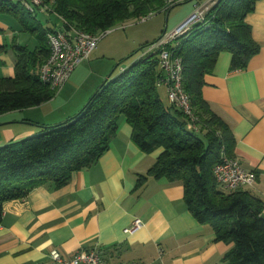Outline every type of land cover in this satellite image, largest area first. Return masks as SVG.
<instances>
[{
	"label": "trees",
	"instance_id": "trees-1",
	"mask_svg": "<svg viewBox=\"0 0 264 264\" xmlns=\"http://www.w3.org/2000/svg\"><path fill=\"white\" fill-rule=\"evenodd\" d=\"M257 1L218 0L203 21L166 46L182 62L183 88L198 130L180 109L162 98L160 50L152 49L113 77L115 68L75 116L0 147V224L7 202L24 199L46 183L64 187L75 172L96 163L109 149L123 116L133 127L134 143L143 152L160 150L154 165L139 176V184L149 177L180 182L194 217L213 225L216 241L233 243L225 256L228 264H264V200L243 188L230 192L219 188L213 169L223 153L236 158L235 139L231 127L213 112L202 94L205 77L213 72L222 52L231 53L232 71L246 69L260 52L246 22ZM181 3L56 0L54 11L64 29L98 34L161 11L168 13ZM20 6L13 0H0V15L16 17L22 29L37 38L38 45L33 50L14 45L15 75L0 77V116L39 107L57 94L40 78V68L49 54L47 35L55 29L44 28L37 16L21 12ZM199 132L203 137L196 135Z\"/></svg>",
	"mask_w": 264,
	"mask_h": 264
},
{
	"label": "crops",
	"instance_id": "crops-1",
	"mask_svg": "<svg viewBox=\"0 0 264 264\" xmlns=\"http://www.w3.org/2000/svg\"><path fill=\"white\" fill-rule=\"evenodd\" d=\"M246 22L260 52L246 69L237 71L230 68L231 53L222 52L205 77L202 94L231 127L234 156L244 169L256 173L254 186L243 189L264 200V0L257 1ZM53 28L64 30L62 23ZM9 29L0 22V77L5 78L15 75L14 45H23L16 39L17 29ZM87 61L77 67L61 94L75 83ZM64 121L24 116L0 123V147ZM132 135L133 127L122 118L109 149L92 166L75 172L67 185L46 183L24 199L7 202L0 224V264H52L53 249L65 258L82 249H98L105 264H228L225 256L233 243L216 241L213 225L194 217L180 182L149 177L139 184V176L154 165L160 150L143 152ZM137 219L142 224L127 232Z\"/></svg>",
	"mask_w": 264,
	"mask_h": 264
},
{
	"label": "built area",
	"instance_id": "built-area-1",
	"mask_svg": "<svg viewBox=\"0 0 264 264\" xmlns=\"http://www.w3.org/2000/svg\"><path fill=\"white\" fill-rule=\"evenodd\" d=\"M19 3L31 14L38 13L50 18L56 15L54 4L56 0H13ZM186 0H169L170 3L183 2ZM218 0H207L196 4L194 13L189 20L178 26L171 34L164 36L153 44L152 49L160 50V66L164 77L160 80L168 92L169 103L180 109L189 119V123L195 129L196 117L191 106L190 98L183 88V66L179 58L175 57L166 46L185 32L188 25L203 21L207 13ZM57 16V15H56ZM149 17L143 18L146 20ZM141 20V21H142ZM106 30L98 34H91L74 27L66 30H54L47 35L49 54L40 68L41 80L48 84L56 93L69 82L77 67L90 59L97 49L100 40L110 31ZM149 50V51H150ZM214 176L222 190L230 192L233 190L254 186L257 181L256 173L243 168L237 158H230L224 153L220 161L215 165ZM142 224L141 220H135L132 227L126 229L133 232ZM52 264H105L98 249L80 250L70 258H65L58 249L50 252ZM150 264V263H143Z\"/></svg>",
	"mask_w": 264,
	"mask_h": 264
},
{
	"label": "rangeland",
	"instance_id": "rangeland-1",
	"mask_svg": "<svg viewBox=\"0 0 264 264\" xmlns=\"http://www.w3.org/2000/svg\"><path fill=\"white\" fill-rule=\"evenodd\" d=\"M206 1H183L168 13L161 11L146 20L118 24L100 40L97 49L90 57V61L83 65L84 69L80 71L74 84L70 82L62 94L61 92L57 93L51 101L36 107L38 108L36 110L34 109L29 113L9 112L2 115V117L0 116V123L12 121V119H22L24 116H37L50 121L61 118L66 121L75 116L103 85L115 68L112 74L113 77L148 52L161 36L171 34L178 25L194 13L196 4ZM20 7L21 12H27L25 8ZM37 18L44 28L53 27L54 23H61L54 15L48 18L38 13ZM0 22L10 28V33L17 29L15 33L18 43L28 46L31 50L38 45L37 38L30 32L22 30L20 22L12 14H1ZM159 92L165 103L168 104L167 89L159 86ZM81 105L83 106L81 107ZM122 118L124 117L120 118L119 125ZM1 127L7 126L3 125ZM196 135L203 137L200 132ZM219 188L222 189L220 186Z\"/></svg>",
	"mask_w": 264,
	"mask_h": 264
},
{
	"label": "water",
	"instance_id": "water-1",
	"mask_svg": "<svg viewBox=\"0 0 264 264\" xmlns=\"http://www.w3.org/2000/svg\"><path fill=\"white\" fill-rule=\"evenodd\" d=\"M189 1H192V0H189ZM189 20V17L181 24V25H183L184 23H186L187 21ZM111 75V74H110ZM109 75V76H110Z\"/></svg>",
	"mask_w": 264,
	"mask_h": 264
}]
</instances>
